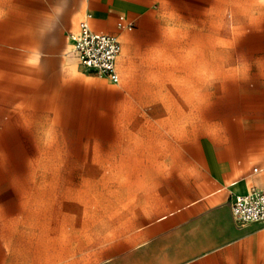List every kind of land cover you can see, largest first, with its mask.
Instances as JSON below:
<instances>
[{
	"label": "rangeland",
	"instance_id": "374dc122",
	"mask_svg": "<svg viewBox=\"0 0 264 264\" xmlns=\"http://www.w3.org/2000/svg\"><path fill=\"white\" fill-rule=\"evenodd\" d=\"M134 1L113 83L70 53L91 8L0 0V169L28 179L31 218L45 200L47 238L77 239L79 255L126 237L198 143L240 146L264 103V0Z\"/></svg>",
	"mask_w": 264,
	"mask_h": 264
},
{
	"label": "crops",
	"instance_id": "0c3cea01",
	"mask_svg": "<svg viewBox=\"0 0 264 264\" xmlns=\"http://www.w3.org/2000/svg\"><path fill=\"white\" fill-rule=\"evenodd\" d=\"M129 3L138 8L134 0H80L76 5L92 9L83 18L91 14L95 29L111 32V19L116 25L121 13L137 21L130 10L120 9ZM236 141L231 134L220 142L198 143L197 158L178 160L174 166L179 168L157 176L151 188L156 196L148 206L135 208L126 237L91 244L80 255L77 239L47 238L45 200L36 203L37 215L31 218L35 202L28 179L24 184L3 165L0 264H264V221L241 224L232 207L235 194L264 189V103L260 113L247 116L240 146Z\"/></svg>",
	"mask_w": 264,
	"mask_h": 264
},
{
	"label": "built area",
	"instance_id": "2783aa9c",
	"mask_svg": "<svg viewBox=\"0 0 264 264\" xmlns=\"http://www.w3.org/2000/svg\"><path fill=\"white\" fill-rule=\"evenodd\" d=\"M91 14H87L78 28L69 32L70 53L77 58L86 71L107 77L117 83L121 79L118 60L123 43L116 33L97 30L92 26ZM136 21L121 13L116 26L121 31H131ZM233 212L239 223L264 221V189L254 187L247 193L235 194L232 202Z\"/></svg>",
	"mask_w": 264,
	"mask_h": 264
},
{
	"label": "bare ground",
	"instance_id": "6f19581e",
	"mask_svg": "<svg viewBox=\"0 0 264 264\" xmlns=\"http://www.w3.org/2000/svg\"><path fill=\"white\" fill-rule=\"evenodd\" d=\"M120 1V0H119ZM116 3V2H115ZM118 6V5H117ZM96 25V24H95Z\"/></svg>",
	"mask_w": 264,
	"mask_h": 264
}]
</instances>
